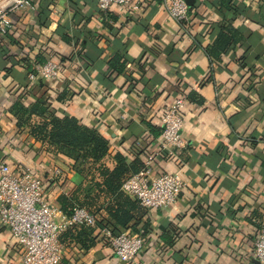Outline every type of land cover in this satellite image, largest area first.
Returning a JSON list of instances; mask_svg holds the SVG:
<instances>
[{
  "label": "crops",
  "instance_id": "obj_1",
  "mask_svg": "<svg viewBox=\"0 0 264 264\" xmlns=\"http://www.w3.org/2000/svg\"><path fill=\"white\" fill-rule=\"evenodd\" d=\"M132 1L136 9L102 10L95 0H33L34 9L0 34V161L15 171L30 167L60 220L68 215L58 197L70 196L83 176L27 124L17 125L15 100L28 106L42 98L56 115L96 128L108 140L102 162L112 169L116 153L144 163L158 149L164 107L185 97L187 147L179 161L156 157L149 177L176 172L187 185L169 206L146 209L148 231L135 261H120L96 222L79 239L60 235L58 264H260L252 247L264 224V0H233L232 11L218 0H193L186 23L172 20L161 0ZM226 24L242 41L209 59L204 49ZM48 53L64 58L59 74L30 83L28 64ZM116 54L119 72L110 66ZM96 215L107 219L102 208ZM19 256L0 223V264H18Z\"/></svg>",
  "mask_w": 264,
  "mask_h": 264
},
{
  "label": "built area",
  "instance_id": "obj_2",
  "mask_svg": "<svg viewBox=\"0 0 264 264\" xmlns=\"http://www.w3.org/2000/svg\"><path fill=\"white\" fill-rule=\"evenodd\" d=\"M106 10L111 4L128 5L136 9L132 0H95ZM168 16L179 23L189 20L190 8L185 0H161ZM34 9L33 0H0V34L14 29L26 12ZM17 16V18H14ZM60 66L52 59L34 65L28 75L30 83L38 79L57 77ZM186 98L180 97L163 109L158 149L146 157L144 166L121 183L120 190L135 199L145 209L167 207L174 203L187 182L176 172H163L149 177L156 157L168 156L180 160V152L187 147L182 139V110ZM45 182L30 167L20 170L0 161V223L9 228L20 248L18 264H58L62 247L60 235L73 224L94 225L97 215L76 206L69 216L55 218V208L44 197ZM102 241L110 246L122 262L135 261L144 244L146 232L141 226L113 233L111 228H100ZM253 257L264 264V224L253 241Z\"/></svg>",
  "mask_w": 264,
  "mask_h": 264
},
{
  "label": "trees",
  "instance_id": "obj_3",
  "mask_svg": "<svg viewBox=\"0 0 264 264\" xmlns=\"http://www.w3.org/2000/svg\"><path fill=\"white\" fill-rule=\"evenodd\" d=\"M233 2V0H218L217 5L226 10H237ZM242 38L241 33L233 24L220 25L215 38L210 45L205 47L204 51L209 59L219 60L222 55L238 46ZM48 55L61 68L64 58L55 53H48ZM121 59L118 54L113 56L110 62L113 70L119 72L122 69L123 61L118 62ZM34 60L27 66L28 75L34 71V65H42L47 61L41 55L35 56ZM37 81H42V78ZM50 106L42 98H36L28 106H25L21 100H15L10 106V111L16 117L18 126L27 124L31 136L47 144L55 152L73 160L76 172L83 176L82 182L77 185L70 196L60 195L58 197L61 211L69 216L76 206L84 207L95 214L102 208L107 214V219L96 221L100 228L108 226L113 233H119L127 228L136 230L138 226H141L147 233L149 222L146 219V209L137 200L120 190L123 180L138 172L144 163L138 159L128 162L122 154L116 153L114 155L115 165L109 169L102 162L108 152V140L96 128L80 123L74 116L56 115ZM32 116L38 117L37 122L30 123ZM163 157L171 158L165 155ZM86 183L89 186L86 187ZM102 199L104 202L100 203ZM83 226H80L74 236L72 232L77 226L73 224L61 236H68L71 233V237L79 239V236L90 233L94 229ZM92 242L93 240H90V243L83 247L87 249Z\"/></svg>",
  "mask_w": 264,
  "mask_h": 264
},
{
  "label": "water",
  "instance_id": "obj_4",
  "mask_svg": "<svg viewBox=\"0 0 264 264\" xmlns=\"http://www.w3.org/2000/svg\"><path fill=\"white\" fill-rule=\"evenodd\" d=\"M187 2L188 5H192L193 0H185Z\"/></svg>",
  "mask_w": 264,
  "mask_h": 264
}]
</instances>
